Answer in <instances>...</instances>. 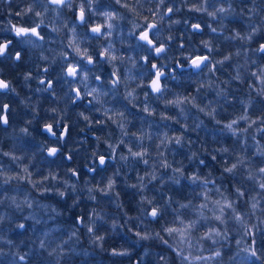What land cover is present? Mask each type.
Returning a JSON list of instances; mask_svg holds the SVG:
<instances>
[{
    "label": "clouds",
    "instance_id": "1",
    "mask_svg": "<svg viewBox=\"0 0 264 264\" xmlns=\"http://www.w3.org/2000/svg\"><path fill=\"white\" fill-rule=\"evenodd\" d=\"M0 260L264 264V0H0Z\"/></svg>",
    "mask_w": 264,
    "mask_h": 264
},
{
    "label": "trees",
    "instance_id": "2",
    "mask_svg": "<svg viewBox=\"0 0 264 264\" xmlns=\"http://www.w3.org/2000/svg\"><path fill=\"white\" fill-rule=\"evenodd\" d=\"M0 264H3L2 260H0ZM250 264H259V262H256V261L253 260V261L250 262Z\"/></svg>",
    "mask_w": 264,
    "mask_h": 264
},
{
    "label": "flooded vegetation",
    "instance_id": "3",
    "mask_svg": "<svg viewBox=\"0 0 264 264\" xmlns=\"http://www.w3.org/2000/svg\"><path fill=\"white\" fill-rule=\"evenodd\" d=\"M2 35H7V34H2Z\"/></svg>",
    "mask_w": 264,
    "mask_h": 264
}]
</instances>
